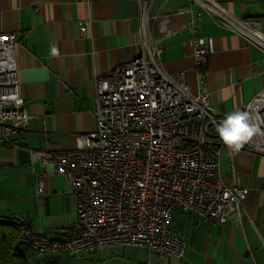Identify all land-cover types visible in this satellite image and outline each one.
Returning a JSON list of instances; mask_svg holds the SVG:
<instances>
[{"label":"crops","instance_id":"0c3cea01","mask_svg":"<svg viewBox=\"0 0 264 264\" xmlns=\"http://www.w3.org/2000/svg\"><path fill=\"white\" fill-rule=\"evenodd\" d=\"M220 3L226 12L264 34V0ZM180 8L200 10L189 0L149 3V41L162 50L163 71L171 79L182 75L193 95L204 88L216 114L244 111V105L264 88V53L203 12L196 35L212 38L214 51L198 66L194 36L185 28L189 15L178 14ZM140 10L138 0H0V32L18 34L14 54L28 115L19 146L0 148V217L23 218L47 235L73 227L76 204L67 180L41 166L31 152L72 151L78 134L94 130V82L141 53ZM54 47L59 50L57 56L52 54ZM220 167L226 185L235 172L239 184L248 188L240 220L231 216L225 225L208 227L180 214L174 233L185 241L183 259H159L138 248L110 247L97 252L110 251L109 255L122 259L123 250L134 249L138 258L133 264H145L144 258L146 264H264V156L243 148L223 149ZM38 175L43 193H38ZM25 252L32 258V252ZM125 259L131 260L128 255ZM67 260L47 257L39 264Z\"/></svg>","mask_w":264,"mask_h":264},{"label":"built area","instance_id":"2783aa9c","mask_svg":"<svg viewBox=\"0 0 264 264\" xmlns=\"http://www.w3.org/2000/svg\"><path fill=\"white\" fill-rule=\"evenodd\" d=\"M138 1L142 51L95 80L94 130L78 134L72 151L31 152L41 166L67 180L76 210L73 227L58 235L40 233L15 217L20 245L33 253L29 264L110 247L183 259L186 244L172 230L174 212L208 227L225 225L231 216L240 220L248 188L235 172L229 185L221 177V152L230 150L215 128L226 115L216 114L204 88L193 95L182 75L165 74L162 50L152 46L146 26L151 0ZM189 1L200 10L180 8L178 14L189 15L185 28L194 36L198 66L214 51L212 38L196 35L203 12L264 53V34L226 12L220 0ZM17 40V33L0 32V148L19 146L28 120L15 62ZM243 109L264 129V88ZM242 148L264 156V136H254ZM36 181L43 193L42 176Z\"/></svg>","mask_w":264,"mask_h":264},{"label":"clouds","instance_id":"9594fccd","mask_svg":"<svg viewBox=\"0 0 264 264\" xmlns=\"http://www.w3.org/2000/svg\"><path fill=\"white\" fill-rule=\"evenodd\" d=\"M54 56L59 55V50L52 49ZM186 92L187 89L185 88ZM220 141L232 151H239L254 136H264V129L256 123L249 111L236 110L226 115L215 128Z\"/></svg>","mask_w":264,"mask_h":264},{"label":"trees","instance_id":"16d2710c","mask_svg":"<svg viewBox=\"0 0 264 264\" xmlns=\"http://www.w3.org/2000/svg\"><path fill=\"white\" fill-rule=\"evenodd\" d=\"M14 217H0V264H29L19 239V228Z\"/></svg>","mask_w":264,"mask_h":264},{"label":"rangeland","instance_id":"374dc122","mask_svg":"<svg viewBox=\"0 0 264 264\" xmlns=\"http://www.w3.org/2000/svg\"><path fill=\"white\" fill-rule=\"evenodd\" d=\"M1 215V213H0ZM180 216V213L174 212L173 213V220L171 223L172 230L175 231V227L178 222V218ZM127 251L128 254H127ZM122 259L118 257H112L110 251H103V252H97V253H81L78 255H75L72 259L71 257H68V260L65 262L57 261L55 264H133V261H135L136 258H138V252L134 249L129 250H123L122 251ZM129 256L131 260H126L125 257ZM146 252H143V255L141 257H145ZM145 264H146V258ZM152 264V263H151Z\"/></svg>","mask_w":264,"mask_h":264}]
</instances>
